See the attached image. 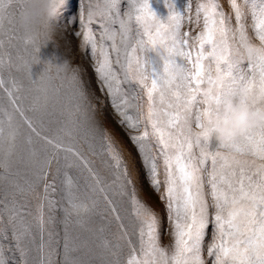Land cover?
I'll return each instance as SVG.
<instances>
[{"label":"snow or ice","instance_id":"1","mask_svg":"<svg viewBox=\"0 0 264 264\" xmlns=\"http://www.w3.org/2000/svg\"><path fill=\"white\" fill-rule=\"evenodd\" d=\"M164 2L168 15L161 18L150 0H130L123 11L122 0H107L98 22L79 13L81 31L75 35L90 49L102 90L163 204L171 243L162 244L159 215L140 198L123 151L90 113L78 71L69 72L64 61L56 64L55 76L49 66L33 79L32 65L40 57L11 29L7 79L0 55V180L6 182L0 189V238L10 242L12 256L5 257L0 246V264H29L32 245L38 264H52L57 242L49 226L57 204L63 264H76L69 258L76 251L69 225L92 213L118 229L116 242L103 244L113 257L109 264H264V125L222 142L198 132L224 98L241 89L247 93L242 102L264 107V0H228L229 12L219 0H207L197 4L194 16L186 14L190 3L181 11L174 0ZM16 4L0 0V29L5 21L13 24ZM249 19L256 43L248 34ZM5 45L0 37V52ZM243 47L253 51L247 61L237 51ZM18 63L27 69L26 83L12 75ZM13 156L27 160L23 184L14 178L19 173L12 171ZM61 175L56 201L51 196L57 186L50 181ZM81 190L94 195H78ZM26 197L35 199L34 213ZM121 241L127 247L123 260Z\"/></svg>","mask_w":264,"mask_h":264},{"label":"rangeland","instance_id":"2","mask_svg":"<svg viewBox=\"0 0 264 264\" xmlns=\"http://www.w3.org/2000/svg\"><path fill=\"white\" fill-rule=\"evenodd\" d=\"M130 0H122L121 10L123 11L124 7L127 6V3ZM172 2V0H169ZM207 0H174L176 7L183 11L185 4L190 3L191 12L187 15L195 14V9L198 3H205ZM225 12H229V3L228 0H219ZM252 0H249L251 4ZM152 9L159 15L161 18H164L168 15V8L165 6L164 0H150ZM81 9V0H64V3L60 9L58 16L53 20L54 27V36L47 45L43 46L39 52L40 62L32 65V75L33 79H37L39 74L42 72L44 67H51V75L55 76V68L57 63H63L67 61L69 64V72L72 70L78 71L79 79L83 85L84 90L87 93L88 100L91 103L90 113L94 115L95 121H97L104 129H106L114 138L115 142L119 148L123 151L125 158L129 162V166L132 171V177L136 183L137 188L139 189L140 198L147 202L153 209L157 212L161 219V242L164 245H169L171 243V237L169 235V226L167 223V217L163 210V204L159 200V196L155 193L149 183L148 177L145 174V171L142 167V163L138 157V153L129 140L128 130L121 126L120 115L114 110L112 106L111 98L108 96L105 90H102L101 83L97 78L96 72L94 70V61L91 57L90 49H86L83 45V36L77 37L75 33L81 31L79 25L78 15ZM101 19V18H100ZM100 19L96 20L98 22ZM249 29L248 34L250 39L256 43L255 35L251 29V19L248 20ZM188 25H185L184 30H188ZM11 29H17L15 19L13 24L9 25L5 21V26L3 29H0V37L6 41L5 49L3 52H0V55H3L5 60V69L3 70L4 78H8V71L6 69L8 57L4 53L9 51V46L7 45L8 35L10 34ZM15 35H21L19 30ZM97 40L99 41V35L97 34ZM18 41L13 40L11 51L13 53V60L15 61L16 57V46ZM22 47V45H20ZM25 59H30V57L25 54ZM247 61V59H244ZM45 61H51V65L44 64ZM12 75L15 76L18 80H22L25 83L28 80L27 69L18 63V66L13 67ZM49 73H45L47 77ZM58 82V81H57ZM129 91V99L131 103H136V101L131 100V96L134 93L131 90ZM138 91V89H137ZM94 110V112H93ZM131 115H134V111H130ZM27 160L26 158L21 160L17 156L11 158V165L13 173H19L18 176L14 178L23 184L27 178L25 173L27 172L26 168ZM97 167L101 169L102 175H107L103 170L102 166L97 160ZM69 175H73L72 172ZM162 178V177H161ZM63 176H57L54 182L57 186L56 193H53L51 199L59 201L60 193L59 189L61 186V181ZM6 187V182L0 180V189ZM78 195L85 197H93L91 190H81ZM29 199L30 208L35 212L36 201L31 197H26ZM24 199V198H21ZM63 206L66 205V201ZM61 204L56 205V211L52 212V223L50 224V230L56 233L55 240L56 245L55 251L51 253L50 259L52 264H63L64 260V248H63V237H64V225L59 221L63 219V214L60 211ZM104 229V232H101V229ZM68 234L71 241V247L75 248L76 251L70 254V259L74 260L76 264H109V261L113 259L109 253L104 249L103 244L105 239L116 242V237L119 235L118 229L114 222H109L108 219L103 218L102 215L92 213L88 216L82 218V223H75V218L73 223L69 225ZM209 241L211 239V229H209V236L207 238ZM122 245V251L120 254L121 260L127 255V247L123 245V242H120ZM0 246L3 248V254L5 257L12 256L10 249V242L0 238ZM207 258V257H206ZM27 259L29 264H38V253L35 249V245L31 246V250L28 253Z\"/></svg>","mask_w":264,"mask_h":264},{"label":"clouds","instance_id":"3","mask_svg":"<svg viewBox=\"0 0 264 264\" xmlns=\"http://www.w3.org/2000/svg\"><path fill=\"white\" fill-rule=\"evenodd\" d=\"M63 3L64 0H18V4L15 5L14 19L17 28L37 54L53 39L52 22L58 16ZM106 10L107 0H85V6L80 12L86 20L96 21L104 16ZM237 51L243 59H251L253 55L249 47ZM46 62L51 61H45L44 64ZM67 65L68 62L65 66ZM246 95L247 93L241 89L235 95L226 96L219 112L198 130L200 135L210 134L218 142H222L238 138L244 132L264 125V107L254 108L242 102L240 98Z\"/></svg>","mask_w":264,"mask_h":264}]
</instances>
